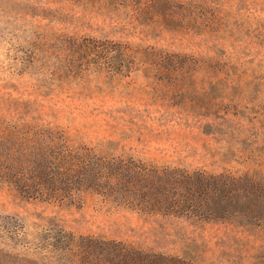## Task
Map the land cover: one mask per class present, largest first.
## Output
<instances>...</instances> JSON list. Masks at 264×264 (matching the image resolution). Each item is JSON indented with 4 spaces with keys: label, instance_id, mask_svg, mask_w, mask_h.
Here are the masks:
<instances>
[{
    "label": "rangeland",
    "instance_id": "374dc122",
    "mask_svg": "<svg viewBox=\"0 0 264 264\" xmlns=\"http://www.w3.org/2000/svg\"><path fill=\"white\" fill-rule=\"evenodd\" d=\"M166 28L172 32L161 33L148 15L134 26L116 27L79 0H0V129L18 126L26 137L52 123L76 146L111 141L127 167L154 174L160 162L180 161L211 173L242 171L257 156L264 163V145L240 156L242 145L236 142L264 139V86L250 91L259 86L255 78L264 79V37L236 35L224 37V49L208 46L220 57L239 61L231 74L251 92L244 99L254 113L245 109L237 115L234 105L227 106V124L207 117V98L217 99L218 91L188 83L175 88L172 78L146 75L137 67L113 77L94 61L52 49L74 33L116 41L124 31L134 44L180 55L190 54L189 46L208 44L183 41L173 32L177 26ZM242 92L234 90L230 98L241 99ZM16 110L37 120L18 122ZM11 190L0 182V256L11 264H161L155 256L188 253L184 235L193 239L187 223L156 222L155 207L144 210L131 198V204L118 207L92 188H82L62 203H26ZM220 229L197 230L209 242L199 250L214 255L209 264L239 263L245 249L237 241L221 240Z\"/></svg>",
    "mask_w": 264,
    "mask_h": 264
},
{
    "label": "trees",
    "instance_id": "16d2710c",
    "mask_svg": "<svg viewBox=\"0 0 264 264\" xmlns=\"http://www.w3.org/2000/svg\"><path fill=\"white\" fill-rule=\"evenodd\" d=\"M79 1L84 8L103 12L116 27L134 26L142 15H148L161 33H171L166 26L173 25L178 27L173 32L183 41L198 39L200 43L208 44L201 45L199 49L189 46L190 54L180 55L134 44L125 31L117 33L116 41L109 36L97 39L74 33V37L60 42L59 48L52 46L53 51L62 56L94 61L99 70L113 77H124L137 67L146 75L172 78L175 88L188 83L189 87L202 86L218 91L221 95L217 99L207 98V117L224 120L225 124L229 122L225 120L230 110L227 106L234 105L237 115H242L239 111L245 109L254 113L255 109H248L244 99L251 94L247 91L248 84L243 85L238 77L231 74L240 65L239 61L225 54L220 57L208 46L215 44L224 49L228 42L224 37L236 35L263 38L264 0ZM29 59L34 61L31 56ZM255 80L259 86L250 91L259 92L264 79ZM234 90L244 91L241 99L235 101L230 98ZM17 117V121L22 123L37 120L23 112H17ZM51 125L45 123L38 133L32 131L26 137L21 136L23 130L18 126L0 129V182L11 187L22 201L62 203L82 188H92L107 203L118 207L131 204V198L135 206L144 210L155 207L156 222L157 219L182 221L194 229L188 234L193 239H187L185 235L183 238L188 253L155 256L161 264H209L214 255L209 257V252L199 250L203 245L209 246V242L196 235L197 230L206 226L221 228L218 231L221 240L237 241L245 249V257L237 264H264L262 157L246 161L242 171L224 170L222 173L194 169L180 161L160 162L155 163L154 174L127 167L124 157L111 149V141L101 142L99 147L76 146L58 127ZM241 139L235 140L240 142L239 146L242 145L237 150L240 156H245L246 151L254 154L255 148L264 145V139ZM244 147L247 149L243 151ZM239 235L244 237L234 239ZM0 264L11 263L1 255Z\"/></svg>",
    "mask_w": 264,
    "mask_h": 264
}]
</instances>
